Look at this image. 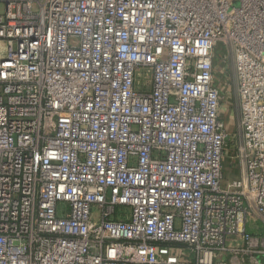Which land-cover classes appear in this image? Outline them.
<instances>
[{"label":"built area","instance_id":"2783aa9c","mask_svg":"<svg viewBox=\"0 0 264 264\" xmlns=\"http://www.w3.org/2000/svg\"><path fill=\"white\" fill-rule=\"evenodd\" d=\"M0 264H264V0H0Z\"/></svg>","mask_w":264,"mask_h":264},{"label":"rangeland","instance_id":"374dc122","mask_svg":"<svg viewBox=\"0 0 264 264\" xmlns=\"http://www.w3.org/2000/svg\"><path fill=\"white\" fill-rule=\"evenodd\" d=\"M224 53V52H223ZM223 53L222 56L223 57ZM232 89L227 88L226 92H225V97H224V101H223V107L224 110L228 111V114L223 117V120L225 121L226 125L229 126L230 130L234 129V123H235V117H234V101L232 98H229L230 94L232 96ZM229 98V99H227ZM235 131V130H234ZM232 131V132H234ZM236 132V131H235ZM225 175L227 179H232L235 178L239 175V169L238 166L235 164V162L230 159H226L225 163ZM126 210L125 209H119L118 212L120 213H124ZM253 223L255 224V222L253 221Z\"/></svg>","mask_w":264,"mask_h":264}]
</instances>
